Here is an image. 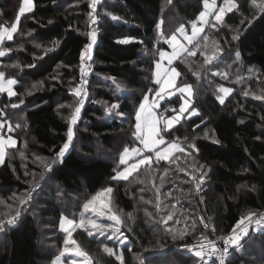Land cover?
<instances>
[{"label":"trees","instance_id":"16d2710c","mask_svg":"<svg viewBox=\"0 0 264 264\" xmlns=\"http://www.w3.org/2000/svg\"><path fill=\"white\" fill-rule=\"evenodd\" d=\"M206 1L218 9L228 0H102L95 43L91 0H34L21 14L0 48V73L16 79L13 95L0 91V119L18 140L0 164V264H51L68 234L62 216L82 220L105 187L119 234L92 233L83 220L70 231L93 264H217L183 244L218 238L246 215L264 214V0H235L221 18L213 12L207 34L175 61L176 87L191 86L198 110L182 146L194 156L188 163L203 169L192 172L179 150L169 158L148 150L150 160L118 177L124 150L141 144L138 109L157 90L164 38L199 21ZM21 2L0 0V25ZM86 47L93 69L84 91ZM221 86L243 95L231 111L219 99ZM180 102L179 94L164 99L160 116L173 115ZM37 181L41 188L25 200ZM251 225L227 264H264V225Z\"/></svg>","mask_w":264,"mask_h":264},{"label":"rangeland","instance_id":"374dc122","mask_svg":"<svg viewBox=\"0 0 264 264\" xmlns=\"http://www.w3.org/2000/svg\"><path fill=\"white\" fill-rule=\"evenodd\" d=\"M165 1L167 0H164V2ZM236 5L237 4L235 0H228L227 2L223 3L218 9H216V1H206L204 10L207 12L206 13L207 16H205V19L202 20L200 19L199 21L190 22L189 24H186L187 26L183 23L181 26L189 29V31L193 30L192 32L196 34L195 38H200L201 34L205 31L204 25L210 20L213 12L215 18H221L226 12L232 10ZM33 8H34V0H22L21 5L18 9L17 16L9 24L4 23L0 25V48L5 38H13V35L18 28L21 14L30 11ZM203 34L206 35L207 33L204 32ZM87 53H90L89 47H86L84 49V55H83L84 59L82 61V68L85 67V59H86L85 56L87 55ZM172 69L173 70L170 71L169 75L166 77L164 82L161 85H159L158 89L154 92L153 98L154 100H158L157 102L160 105V103L164 99L166 98L171 99L177 94L180 95L181 102L178 106V110L173 115L166 117L165 121L162 119L164 130L161 131L162 128H159L158 130V132L160 133L164 132L167 136L173 137L175 140H177L180 138H185L186 133H188L187 135L191 134V128L188 124V119L194 114H196L198 110L191 106L192 105L191 86L187 84L180 87H176L177 79H178V69L177 67H173ZM15 83H16V79L14 77L5 76L4 74L0 73V88L2 90L7 91L12 89ZM219 91H220L219 99L223 103L224 109L226 111H231L234 103L241 102L243 99V95L240 94L238 90L233 89L230 86H221L219 88ZM146 96L149 95L147 94ZM146 99L147 98L144 99V102L146 101ZM157 105L155 106L158 107L159 105L158 106ZM73 115L76 118L77 112L76 114ZM139 129L142 132L144 131L142 126H140ZM137 131H138V126H137ZM188 138H186L184 141H180L181 143L177 144L174 147L176 148L180 147L178 150L183 154L181 159H183L190 166V170L192 172L194 171V168H196V171L198 169H203V165L199 164L198 162H195L194 165L188 163V161L191 162L194 159V156L190 152L191 149H187V147L182 146L183 143H185V141ZM146 141L148 140L144 138L141 139L140 142L141 144L139 146L140 150L138 152V156L142 155L140 159L144 161H146L147 157H151V155L145 156V152L143 150L144 149L143 142ZM68 142L69 141L67 140V142L63 145V147L56 154L55 157L60 158L64 154L65 150H67V148L69 147ZM172 144H168V145L164 144L158 147L157 149H155L154 151L155 156L158 158L170 157L173 151H169V153H165V152L172 148ZM109 197H110V188L109 187L102 188L88 201L87 205L85 206V211L82 220L84 222L85 228L91 229L92 233L104 234L106 233L105 231L107 230H110L112 234L114 233L119 234L120 232L121 221L116 213L109 210V201H110ZM65 217L66 216H64L63 218L64 220H66ZM243 218L248 219V221L254 226L256 230L264 225V214H260L259 212L250 213ZM82 220L80 219L77 223L79 224ZM60 225H61L60 227H62L61 229L68 234L67 237L64 238L62 244L60 245V249L56 252L55 257L53 258L51 264H93L91 257L84 250H82L72 238L70 232L68 231V226L66 227L62 222H60ZM121 242L124 245L122 240ZM55 244L56 241H53L51 245L55 247L54 246Z\"/></svg>","mask_w":264,"mask_h":264},{"label":"crops","instance_id":"0c3cea01","mask_svg":"<svg viewBox=\"0 0 264 264\" xmlns=\"http://www.w3.org/2000/svg\"><path fill=\"white\" fill-rule=\"evenodd\" d=\"M207 12L204 10L200 14V19H205V16ZM193 31V30H192ZM189 31V29L180 27L176 32H174L169 39L164 38L168 41L169 47L168 48H162L159 51L158 60L155 62L154 71H153V81L158 85H161L166 77L169 75L170 71L173 70V67H176L175 61L181 55L183 52H185L188 48V46L193 42L195 39V33ZM179 74V72H178ZM0 91H6L2 90L0 88ZM8 94L13 95L15 93L14 87L10 90H7ZM154 94V93H153ZM153 94L146 96V101L142 102L139 112L137 114V125L138 126V135L140 138L147 139L148 141L143 142L144 143V151L157 149L161 145L164 144H172V148L165 153H169V151L175 152V150H178L180 147H174L177 144L181 143L180 141H184L186 138H188L190 135H187L185 138H180L175 140L173 137L167 136L164 132L160 133L158 132L159 128H163V122L162 119L165 121L166 117L163 118L160 116L158 112V107L155 105L158 104V100H154ZM144 98V99H145ZM159 105V104H158ZM157 105V106H158ZM139 122V124H138ZM5 122L4 120L0 119V164L5 160L6 152L9 148L14 147L17 145L18 140L17 138L8 132V130L4 131ZM142 126L144 131H140L139 127ZM9 129V128H8ZM163 131V129L161 130ZM192 131V129H191ZM146 144V146H145ZM140 147H134V148H126L122 154V159L127 163L126 167L118 172V177L120 178H127L130 173L134 172L138 169L139 165L144 161L140 158L138 159V152ZM137 151V153H136ZM172 153V154H173ZM171 154V155H172ZM155 155V154H154ZM5 156V157H4ZM136 158V159H135ZM150 157H147L149 159ZM169 158V157H168ZM64 216H62L61 222L67 227L68 231L70 232L76 224H78L74 219L65 217L66 220L63 219ZM81 223V222H80ZM61 226V225H60ZM62 228V227H61Z\"/></svg>","mask_w":264,"mask_h":264},{"label":"built area","instance_id":"2783aa9c","mask_svg":"<svg viewBox=\"0 0 264 264\" xmlns=\"http://www.w3.org/2000/svg\"><path fill=\"white\" fill-rule=\"evenodd\" d=\"M101 2L102 0H91V6L94 11L92 16L91 36L94 38V43L98 35L101 33V25L99 22V17L97 16V9ZM164 41L165 43H168L167 40ZM85 58V67L82 68L81 81V86L84 91L87 88L90 74L93 69L90 56L87 54ZM84 99L85 96H82L81 103L84 102ZM53 167L54 162H51L46 166V169L48 172H52ZM41 186L42 181L33 183L27 192L25 200L32 199L36 191L39 190ZM249 224L250 222L248 221V219H241L230 231L218 238H213L208 241H202L200 243L186 242L183 245L191 248L192 251L199 255H204L209 259L215 260L217 264H227L230 250L245 235Z\"/></svg>","mask_w":264,"mask_h":264}]
</instances>
